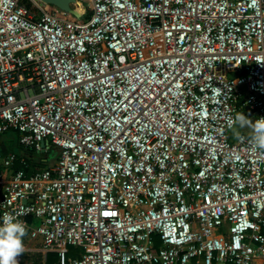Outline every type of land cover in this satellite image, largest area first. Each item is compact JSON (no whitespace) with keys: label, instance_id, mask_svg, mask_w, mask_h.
I'll return each instance as SVG.
<instances>
[{"label":"built area","instance_id":"1","mask_svg":"<svg viewBox=\"0 0 264 264\" xmlns=\"http://www.w3.org/2000/svg\"><path fill=\"white\" fill-rule=\"evenodd\" d=\"M28 1L0 0V135L58 156H0V216L57 260L18 264H264V150L232 135L264 118V0Z\"/></svg>","mask_w":264,"mask_h":264},{"label":"clouds","instance_id":"2","mask_svg":"<svg viewBox=\"0 0 264 264\" xmlns=\"http://www.w3.org/2000/svg\"><path fill=\"white\" fill-rule=\"evenodd\" d=\"M234 122L241 127L250 126V143L254 148L264 150V118L252 123L243 113H238ZM26 231L25 222L17 219L15 214L5 212L0 216V264H18V257L25 248Z\"/></svg>","mask_w":264,"mask_h":264},{"label":"trees","instance_id":"3","mask_svg":"<svg viewBox=\"0 0 264 264\" xmlns=\"http://www.w3.org/2000/svg\"><path fill=\"white\" fill-rule=\"evenodd\" d=\"M25 3L30 7V8H34V6L32 5V3L28 0H25ZM79 7L81 8L82 12H83V17L81 18V20H84L86 18L89 17L90 15V8H89V2L86 0H79ZM49 9H53L55 11H57L59 14H63V12H61L58 8L52 6V5H48ZM242 113V112H241ZM6 133H12L14 135V140L11 141L10 143V147L6 146V143L4 142L2 144V146L0 147V150L3 154H7L8 152H13L16 155V160L14 161L13 164V168L15 170L17 169H24L25 172L30 175L34 172H36L37 170H40L44 167H46V164L43 159H41L39 162H36V160L34 159L35 155L40 154L41 152L37 151L34 148H29L24 146L23 144L20 143L19 141V133L16 130H9ZM4 134L0 135V138H2V136ZM51 149L53 150L54 147L51 145L50 149H49V153L51 151ZM16 152H19L21 155L16 154ZM79 250L75 249V248H70V255H78Z\"/></svg>","mask_w":264,"mask_h":264},{"label":"crops","instance_id":"4","mask_svg":"<svg viewBox=\"0 0 264 264\" xmlns=\"http://www.w3.org/2000/svg\"><path fill=\"white\" fill-rule=\"evenodd\" d=\"M4 142L5 141H3V143ZM9 153L13 152L10 151L7 154ZM7 154H3L0 150L1 157L6 156ZM23 239L25 248L24 251L19 255L23 260L34 263H52L57 260V254L53 251L48 250L41 239H32L30 237H24Z\"/></svg>","mask_w":264,"mask_h":264},{"label":"water","instance_id":"5","mask_svg":"<svg viewBox=\"0 0 264 264\" xmlns=\"http://www.w3.org/2000/svg\"><path fill=\"white\" fill-rule=\"evenodd\" d=\"M41 2L52 5L56 8H58L61 12L71 14L75 16L78 19H81L83 17V12L81 9H75L73 5H77L78 0H40ZM230 79H235L236 75L234 73L229 74ZM245 116L250 120V122L255 123L256 119L254 117V114L252 110L249 107H246L245 111L243 112ZM47 146V142L43 141L41 143V147L45 148Z\"/></svg>","mask_w":264,"mask_h":264},{"label":"rangeland","instance_id":"6","mask_svg":"<svg viewBox=\"0 0 264 264\" xmlns=\"http://www.w3.org/2000/svg\"><path fill=\"white\" fill-rule=\"evenodd\" d=\"M89 2V0H86ZM73 7L75 9H81L79 7V5H73ZM243 131H246V132H252V129L250 126H245V127H241L239 124H237L235 130L233 131L232 135L236 134L237 132H243ZM14 140V135L12 133H6L2 136V138H0V147L2 146L3 144V141L6 142V146L10 147V143L11 141ZM16 154H19L21 155L19 152H16ZM57 156H58V151L57 149H51L50 153H49V150L46 151V152H41L40 154L38 155H35L34 156V159L36 160V162H39L41 159H47L48 160V163H53L56 161L57 159Z\"/></svg>","mask_w":264,"mask_h":264}]
</instances>
